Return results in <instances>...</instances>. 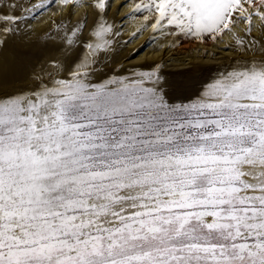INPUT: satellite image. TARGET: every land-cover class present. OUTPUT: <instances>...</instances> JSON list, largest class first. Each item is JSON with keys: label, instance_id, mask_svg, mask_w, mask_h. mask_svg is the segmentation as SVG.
<instances>
[{"label": "snow or ice", "instance_id": "6c2138e0", "mask_svg": "<svg viewBox=\"0 0 264 264\" xmlns=\"http://www.w3.org/2000/svg\"><path fill=\"white\" fill-rule=\"evenodd\" d=\"M37 43L0 85V264H264V0H0V53ZM185 45L230 55L165 72Z\"/></svg>", "mask_w": 264, "mask_h": 264}, {"label": "bare ground", "instance_id": "6f19581e", "mask_svg": "<svg viewBox=\"0 0 264 264\" xmlns=\"http://www.w3.org/2000/svg\"><path fill=\"white\" fill-rule=\"evenodd\" d=\"M117 3H119V0H116ZM37 31L39 34V29L42 27L41 25L37 24ZM147 38V33H145L144 36H142L139 40L134 41L132 44L128 46L127 49H125L123 52H120L116 56L117 62H123L124 57L128 54V52L136 49L139 45H141L144 40ZM35 39V38H34ZM152 47H155V45H152ZM152 47L145 48L141 51L139 56L135 59L129 60L125 66L128 65H134L139 64L145 60L151 62L153 60L159 59V54L152 53ZM208 47V46H207ZM212 50V47L210 51ZM54 54L51 49L45 50L43 48L42 43H37L35 46H29L27 48H9L8 50L4 51L3 53H0V85H6V86H20L21 79L25 73V70L27 66L30 63L35 62V58L37 56H48ZM230 53L224 52V57L229 56ZM186 57V55L184 56ZM176 61H173L172 63H176ZM169 64V66H179L183 64ZM192 63V68L196 69L197 67H193L194 65H202V61H190ZM165 72L171 73H177L184 71L183 68H177V69H165Z\"/></svg>", "mask_w": 264, "mask_h": 264}, {"label": "rangeland", "instance_id": "374dc122", "mask_svg": "<svg viewBox=\"0 0 264 264\" xmlns=\"http://www.w3.org/2000/svg\"><path fill=\"white\" fill-rule=\"evenodd\" d=\"M191 47H195L194 45H185L183 48L181 49H178V52H181L183 53L182 56H179L177 58V62L176 63H172V64H180V60L182 59H187V52H185V49L186 48H191ZM201 47H204V46H201ZM208 49L210 50L211 49V45H208ZM215 49L212 48L211 51H214ZM226 53V52H225ZM186 55V57H184ZM224 57V53H220V55L215 59V60H212V59H205V60H201L202 61V65H200L199 67H197L196 69H193L192 68V75L193 76H198L200 75V69H208L209 71L207 73H205L204 75H212L214 74V70L216 68H219L220 66V62H221V58ZM192 61H196V60H192ZM197 61H200L199 59H197ZM189 67H192V63H190V61L187 63V64H183V65H179V66H169V67H166L165 69H177V68H183L184 71H186ZM164 69V71H166ZM171 73H174V72H171Z\"/></svg>", "mask_w": 264, "mask_h": 264}]
</instances>
